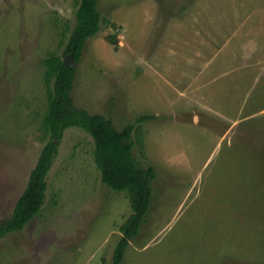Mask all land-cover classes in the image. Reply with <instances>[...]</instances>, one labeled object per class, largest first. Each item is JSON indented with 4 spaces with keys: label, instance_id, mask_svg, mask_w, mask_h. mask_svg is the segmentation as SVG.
I'll return each instance as SVG.
<instances>
[{
    "label": "rangeland",
    "instance_id": "374dc122",
    "mask_svg": "<svg viewBox=\"0 0 264 264\" xmlns=\"http://www.w3.org/2000/svg\"><path fill=\"white\" fill-rule=\"evenodd\" d=\"M81 0H0V221L44 146ZM75 62L77 107L135 123L153 198L121 264H264V0H99ZM143 115L154 117L141 121ZM93 135L68 127L41 211L0 238V264H113L133 213L107 184Z\"/></svg>",
    "mask_w": 264,
    "mask_h": 264
},
{
    "label": "trees",
    "instance_id": "16d2710c",
    "mask_svg": "<svg viewBox=\"0 0 264 264\" xmlns=\"http://www.w3.org/2000/svg\"><path fill=\"white\" fill-rule=\"evenodd\" d=\"M77 18L78 24L70 37L66 54L73 52L76 60H79L88 40L101 30L99 0H81ZM46 62L49 64L48 80L52 76L56 78L55 93L45 116L51 138L44 146L12 216L0 221V238L22 229L41 211L47 198L48 174L64 132L68 127L78 125L88 130L95 139V159L102 171L103 180L119 191H126L132 201L133 213L121 225L123 235L114 254L113 264H121L131 240L139 233L151 207L156 168L152 164L141 165L134 156L135 123L120 129L109 116L77 107L72 94L75 67L67 65L60 56L50 57ZM152 117L154 115H143L140 120Z\"/></svg>",
    "mask_w": 264,
    "mask_h": 264
},
{
    "label": "water",
    "instance_id": "95a60500",
    "mask_svg": "<svg viewBox=\"0 0 264 264\" xmlns=\"http://www.w3.org/2000/svg\"><path fill=\"white\" fill-rule=\"evenodd\" d=\"M76 61L77 60L73 52L69 53L66 58H64V62L71 67H74Z\"/></svg>",
    "mask_w": 264,
    "mask_h": 264
}]
</instances>
